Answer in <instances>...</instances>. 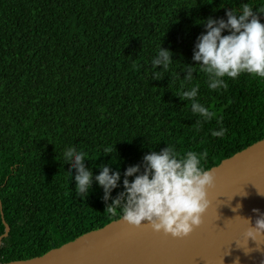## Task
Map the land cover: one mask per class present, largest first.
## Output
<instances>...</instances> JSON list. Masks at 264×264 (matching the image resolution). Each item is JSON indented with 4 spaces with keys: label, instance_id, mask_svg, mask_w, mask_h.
I'll use <instances>...</instances> for the list:
<instances>
[{
    "label": "trees",
    "instance_id": "16d2710c",
    "mask_svg": "<svg viewBox=\"0 0 264 264\" xmlns=\"http://www.w3.org/2000/svg\"><path fill=\"white\" fill-rule=\"evenodd\" d=\"M242 2L264 23L256 12L264 0H0V205L9 226L1 262L41 255L120 217L94 181L87 197L76 195L66 148L82 151L93 175L107 163L123 179L126 166L168 143L181 155L205 153L206 170L264 137V78L225 76V88L210 90L197 66L185 87L199 85L194 99L214 113L207 122L175 96L200 22ZM159 46L173 61L167 72L156 67L157 80L150 61ZM221 126L224 136H212Z\"/></svg>",
    "mask_w": 264,
    "mask_h": 264
},
{
    "label": "clouds",
    "instance_id": "9594fccd",
    "mask_svg": "<svg viewBox=\"0 0 264 264\" xmlns=\"http://www.w3.org/2000/svg\"><path fill=\"white\" fill-rule=\"evenodd\" d=\"M256 12L264 14L259 8ZM200 23L204 30L193 43L191 60L194 63L182 65L183 78L176 72L181 84L175 96L191 101V112L199 114L201 120L207 122L214 113L194 99L199 85L192 84L186 88L185 84L193 80L197 66L206 76L210 90L225 88V76L235 79L246 73L264 78V23L247 2L225 9L223 18L209 16ZM171 57L170 50L159 46L150 61L152 79L162 77L158 76L160 71H155L157 66L160 70H169L173 61ZM201 120L196 121V131H199ZM225 131L221 126L218 130H210V133L214 137H223ZM165 145L158 152L149 150L138 163L126 166L123 179L120 171L111 169L107 163L96 165L99 171L93 175L92 169L85 167L84 153L73 147L66 148L63 157L64 162L71 161V168L75 170L72 179L77 196L87 197L94 181L102 190L101 199L105 202L111 200L106 203L109 213L116 209L122 220L131 226L138 227L146 222L153 231L162 230L172 237H183L201 223V215L209 204L207 188L211 186L213 176L201 166L205 153L185 151L181 155L173 144ZM113 149V145L103 148L104 155L113 153ZM118 186H122V191L110 196ZM239 207L237 203L232 211L236 212ZM252 212L258 215L253 223L244 218L249 224L245 235L256 241V237L264 236V212L255 208ZM233 264H238V258L233 260Z\"/></svg>",
    "mask_w": 264,
    "mask_h": 264
},
{
    "label": "water",
    "instance_id": "95a60500",
    "mask_svg": "<svg viewBox=\"0 0 264 264\" xmlns=\"http://www.w3.org/2000/svg\"><path fill=\"white\" fill-rule=\"evenodd\" d=\"M208 207L201 223L183 237L131 226L121 216L41 255L0 264H264V236L247 238L257 213L264 212V137L236 150L208 169ZM261 193V194H260ZM239 203L236 212L232 208ZM3 224L1 238L9 226Z\"/></svg>",
    "mask_w": 264,
    "mask_h": 264
}]
</instances>
